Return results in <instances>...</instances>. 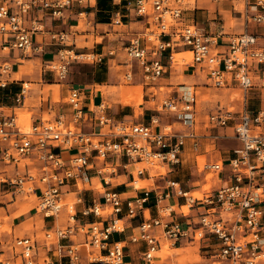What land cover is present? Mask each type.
I'll return each mask as SVG.
<instances>
[{
    "label": "built area",
    "instance_id": "2783aa9c",
    "mask_svg": "<svg viewBox=\"0 0 264 264\" xmlns=\"http://www.w3.org/2000/svg\"><path fill=\"white\" fill-rule=\"evenodd\" d=\"M87 0H3L0 4V41L3 48H18L25 53L36 50L33 33L43 28L33 23L29 29L26 16L36 6L48 11L53 17H62L74 3L84 4ZM126 1L132 6L137 16L145 19L148 25H155V30H145L135 34L125 46L127 58L140 65L145 84L154 82L166 72L165 60L174 61L178 48L192 54L191 62L207 67L208 81L216 88L225 87L230 80L247 91L254 86V77L264 86V46H257L258 38L264 37V13L251 14L246 6L243 17L246 30L233 36L229 41L228 52L215 51L218 39L195 23L187 22L184 16L185 0H114ZM256 5L264 7V0H257ZM254 22L261 28V33L248 30ZM51 38L66 43L65 32L51 31ZM184 52V51H183ZM110 54H114V51ZM102 60L103 55H79L73 50L63 48L58 58L46 64L59 80H65L70 72L73 60ZM11 66L0 55V74L9 73ZM130 76V75H129ZM153 83V84H152ZM6 86V80L0 78V87ZM29 88L24 85L15 101L21 105ZM84 91L72 87L67 96L70 107V119L61 114L55 119L33 121L20 120L17 113L0 115V161L5 165L26 168L16 176L0 175V206L3 197L17 198L19 194L39 193L36 210L46 217L57 216L64 206L72 222L66 227L50 229L45 233L44 264H56L49 256L51 246L58 244V264H80V245L63 244L76 230V204L65 201L63 187L71 181L89 178L90 171L96 167L95 161L103 162L98 173L114 176L119 167L132 170L135 175H143L154 168L164 165L182 164V152L186 138L193 139L195 148L199 145L200 134L196 127L197 95L193 91L182 97H167L161 108L175 113L183 123L191 128L187 133L173 134L170 129L156 131L152 125L118 120L105 113L106 106H98L97 120L100 129L86 132L82 123L87 121L88 112L84 105ZM96 108L90 113H96ZM154 123H158L156 118ZM234 123L236 136L242 146L235 149V156L229 161L233 172V182L216 190L205 192L201 197L179 188V194L186 198L188 209L203 207L198 220L184 226L179 219L165 220L164 217L147 218L140 224L139 232L130 240L144 242L146 250L143 258L148 264L155 262V254L161 248L162 238L171 245H180L184 241H201L207 235H214L219 248L212 257L220 263L257 264L264 258V109L252 112L246 107L235 113L231 109L209 114L208 127H226ZM215 137V136H213ZM175 138V141L173 139ZM172 143L169 144V141ZM69 152L70 157L64 153ZM127 157L128 162L120 163L117 158ZM132 165V166H131ZM133 167V169H131ZM198 167L200 165L198 164ZM224 170L223 162H204L202 171L220 173ZM155 174V173H154ZM164 174V173H159ZM154 176V175H152ZM107 178V177H105ZM106 183L108 181L105 179ZM175 183L168 181L166 188L146 190L142 196L126 200L113 189L104 192V203L113 214L123 211L127 205V215L136 217L155 192V204L171 195L167 188ZM103 206L94 202L87 206L85 215L102 216ZM165 212V210L163 209ZM119 219L113 218L108 224L93 222L90 224L86 244L106 255L91 256L108 264H124V245L121 242L110 246V236L114 231H122L124 226ZM161 227L162 235L153 233L154 227ZM40 243L36 238L18 237L13 249V257H2L0 264H41Z\"/></svg>",
    "mask_w": 264,
    "mask_h": 264
},
{
    "label": "crops",
    "instance_id": "0c3cea01",
    "mask_svg": "<svg viewBox=\"0 0 264 264\" xmlns=\"http://www.w3.org/2000/svg\"><path fill=\"white\" fill-rule=\"evenodd\" d=\"M2 1L0 0V4ZM193 1V6H188L190 4L189 1L184 5V16L187 22L195 23L198 27L217 37L218 44L215 45V51L228 52L230 39L246 30V23L242 14L246 4L244 0ZM246 1V6L251 14L259 11L264 13V7L256 5L257 0ZM33 23L39 24L43 28L33 33L36 50L25 53L18 48L4 49V43L0 41V55L3 61L11 66L9 73L0 74V78L6 80V86L0 87V115H12L17 113L18 110H28L33 121L47 119L46 116H49V119H55L61 114L70 119L71 113L67 103V96L72 87H78L84 91V105L85 110L88 112L87 121L82 123V127L86 132H97L100 129L101 126L97 120L98 106L103 104L106 106L105 113L115 119L152 125L156 131L170 129L173 134L177 135L187 133L191 128L186 126L175 113L163 110L161 102L167 97H182L184 93L189 91H193L197 95L196 127L200 134L199 145L195 148L193 139L186 138L182 152V164L177 166L164 165L168 170L162 172L164 173L163 175L159 174L161 173L160 170L154 171V168H150L148 172L138 176L134 175L132 170L124 169L121 166L114 176H106L98 173L97 168H100L103 162L96 160V167L90 171L89 178L77 180V182L73 180L63 187L65 201H74L76 197L80 196L83 199L82 202L76 204L77 226L75 233L70 239L62 242L63 244L76 243L80 245V264H107L94 258V256L101 254L106 255L107 250L100 251L86 244V240L91 223L101 222L108 224L113 218L119 219V223L124 226V229L122 231H114L111 234L109 239L110 246L116 242H121L124 245V264H148L143 258V253L147 248L146 244L144 242L134 243L130 240L133 234L139 232L140 224L143 220L157 217H164L168 221L179 219L186 226L189 222L197 221L199 213L204 211L203 207H195L188 209L189 211L186 212L183 209L187 207L186 198L179 194V188L191 192V190L185 189L182 183H184L189 174L194 173L192 162L198 161V155H206V162L208 163H224V170L219 174L220 183L213 190L233 182V172L229 161L235 156V149L242 146V142L236 136L234 123L231 122L226 127L217 126L210 128L208 127V118L203 121L198 119L199 95L197 89L221 88L210 85L208 70L205 65L193 62H184L183 66L180 65L182 62L181 55H189L190 53L185 51L184 48H178L177 51L179 53H176V61L165 60L167 65L165 74L158 78L154 84L152 83L153 85H148L145 88L146 95L149 98L145 97L144 103H140L138 106L133 103H123V78L136 75L137 78L140 77L143 80L140 65L127 58L125 46L133 35L148 29L155 30V25H148L145 19L137 16L134 8L127 4L126 1L87 0L84 4L74 3L71 8L64 12L62 17H53L42 7L36 6L29 11L25 21L29 29ZM248 26L250 32L261 33V28L254 22H250ZM51 31L65 32L68 36V41L60 43L53 40ZM257 46H264V37L258 38ZM63 48L73 50L76 54L83 56L94 55L97 57L98 55H103V59L73 60L68 77L65 80H59L54 72L47 69L46 64L57 59L59 51ZM110 51H114V54H110ZM125 59H128L127 61H130V64H124L125 62L123 63V61ZM134 66L137 67V71H134ZM143 83L145 84L144 80ZM24 85L29 89L24 96L23 104L19 105L16 103L15 97L21 92ZM30 85L32 86L30 87ZM230 85L239 87L233 80H230L225 87ZM162 87H166L168 91L164 93L161 101ZM263 88L264 86L260 85L259 79L254 77V86L251 89L244 91L240 88L244 93L241 109L233 111L239 113L244 107L252 112L264 109ZM94 108L97 109L96 113H90ZM138 109L142 111L139 112ZM227 109L229 108L221 105L212 113ZM156 118L159 120L158 123L153 122ZM200 125H202L201 128H199ZM173 141H175V138ZM170 143H172V140L169 141ZM208 146H214V149L208 151ZM188 149L197 151L191 159H189L190 156L187 153ZM64 156L70 157L71 154L65 152ZM117 159L120 163L128 162L127 157L124 156ZM26 168L23 165L19 167L5 165L0 161V175L6 174L13 177L23 173ZM105 179L108 183H106ZM137 180L149 181L150 183L148 185L142 183L143 185L139 184L140 186L137 187ZM168 181L175 183L174 186L167 188V190L171 191V195L163 199L159 205H156L155 192L152 191L149 201L136 217L131 218L127 215L126 202L124 203L123 211L118 214H113L112 209L108 208L104 203L103 194L108 189L121 193L126 200H129L142 196L146 190L166 188ZM20 197L24 198V200L32 197L36 205L17 214L20 208L18 203ZM3 200L0 206V224L7 223L10 226V230L0 233V254H2V257H13V249L18 237L28 236L36 238L43 232L45 237V233L48 230L66 227L72 223L69 220V213L65 206L55 217H46L43 213L37 211L39 193L19 194L14 199L4 196ZM94 202H98L103 206L102 216L95 214L85 215L83 213V210ZM4 217H8V219ZM153 233L161 236V227H154ZM161 240L162 244L159 251L162 249L163 243L166 242L163 238ZM213 240L216 241L217 251L219 243L214 235H207V238L201 241H184L176 248H180L185 243L195 245L197 243L200 244L202 241ZM210 244L209 242L205 246ZM88 246L92 247V250H88ZM59 252L60 250L56 243L48 251L49 256L57 264L60 260ZM45 253L46 251L40 252L41 264H44ZM92 254H94V261L89 262L84 259ZM257 264H264V259Z\"/></svg>",
    "mask_w": 264,
    "mask_h": 264
},
{
    "label": "rangeland",
    "instance_id": "374dc122",
    "mask_svg": "<svg viewBox=\"0 0 264 264\" xmlns=\"http://www.w3.org/2000/svg\"><path fill=\"white\" fill-rule=\"evenodd\" d=\"M186 2H190L188 6H193V0H185ZM123 4V3H122ZM182 62L180 65L183 66L184 62H191L192 55H181ZM128 59H125L123 61L124 64H130V61H127ZM134 71H137V67L134 66ZM130 73V72H129ZM32 85H30L31 87ZM148 85H145L143 83L142 78H137L136 75L134 77H124L122 82V101L125 104H135L138 106L140 103H144V98H149V96L146 95L145 88ZM209 87V86H208ZM260 88L259 86H257ZM262 89V88H261ZM198 119L204 120L208 118V114L216 111L219 106L228 107L231 110H240L241 105L243 102V91L234 85H230L228 87H223L221 89H215V88H198ZM264 90V88H263ZM168 91L166 87L161 88V101L164 96V93ZM160 101V102H161ZM162 103V102H161ZM153 105V104H152ZM139 112L142 110L138 109ZM17 114L22 121H28L31 117V113L28 110H18ZM139 115V114H138ZM47 119H49V116H46ZM202 125L199 126L201 128ZM264 130V129H263ZM214 149V146H208L207 150L212 151ZM194 149H188L187 153L188 156H190L189 159H191L194 156V153H196ZM188 159V160H189ZM207 156L206 155H198L197 156V162H192L194 173L189 174V176L185 179L184 183H182V186L185 189L191 190V193L196 196H202L205 192H208L210 190H213L214 188L218 187L220 183V173H216L213 171H202V165L204 162H206ZM191 163V162H190ZM197 164L200 165V167L197 166ZM161 172H166L168 170L167 167L162 166L159 167ZM142 183H145L148 185L149 181H139L140 185H143ZM144 184V185H145ZM142 188V187H141ZM101 189V188H100ZM26 197V196H24ZM18 203L20 205V208L17 212L21 213L25 209L29 210L32 207L36 205L35 200L30 197L26 200L24 198L20 197L18 199ZM186 212H188V207L183 208ZM5 219H8V217H4ZM9 231L10 226L5 224H0V233H3L4 231ZM36 239H39L40 242V252H45L44 249V232L39 234ZM211 243L209 246H205L207 243ZM215 240L213 241H205L201 242L200 244L197 243L195 245L191 244H184L180 248H176L179 245H171L170 242L166 241L163 243V247L160 251H157L155 254V262L160 264H228L226 262L220 263L217 261L215 257H212L213 254L216 252L217 245L215 244ZM88 250H92V247L88 246ZM83 248V247H82ZM85 257V256H84ZM88 260L89 262L94 261L92 256H87L84 258ZM264 259V258H263ZM57 264V263H56ZM108 264V263H107Z\"/></svg>",
    "mask_w": 264,
    "mask_h": 264
},
{
    "label": "bare ground",
    "instance_id": "6f19581e",
    "mask_svg": "<svg viewBox=\"0 0 264 264\" xmlns=\"http://www.w3.org/2000/svg\"><path fill=\"white\" fill-rule=\"evenodd\" d=\"M190 53V52H189ZM191 54V53H190ZM192 55V54H191ZM176 61V53L174 54V62ZM136 186L138 187V186H140L139 185V180H137V183H136ZM194 195V194H193Z\"/></svg>",
    "mask_w": 264,
    "mask_h": 264
}]
</instances>
